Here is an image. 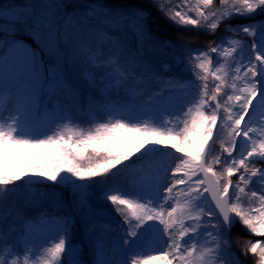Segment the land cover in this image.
<instances>
[{
	"label": "snow or ice",
	"instance_id": "1",
	"mask_svg": "<svg viewBox=\"0 0 264 264\" xmlns=\"http://www.w3.org/2000/svg\"><path fill=\"white\" fill-rule=\"evenodd\" d=\"M153 12L178 37L215 36L221 25L227 36L206 47L176 43ZM256 17L264 0L0 6V264H243L231 240L237 224L260 238L243 244L244 256L264 264V22ZM161 65L178 71L165 81ZM181 95L190 99L173 105ZM138 136L145 150L123 164L133 153L111 145ZM165 141L183 154L162 151ZM11 148L36 159L9 169ZM138 162L155 169L151 183L109 186ZM97 189L123 218L115 228L102 222ZM45 203L56 213L41 214L47 227L26 220ZM146 242L160 254L145 252Z\"/></svg>",
	"mask_w": 264,
	"mask_h": 264
},
{
	"label": "rangeland",
	"instance_id": "2",
	"mask_svg": "<svg viewBox=\"0 0 264 264\" xmlns=\"http://www.w3.org/2000/svg\"><path fill=\"white\" fill-rule=\"evenodd\" d=\"M25 2H26V0H4L0 3V6H3V5L8 4V3L23 4ZM214 2H215V0H214ZM81 3L87 4V3H93V2H89L88 0H81ZM67 11L71 12L72 9L68 8ZM160 17L162 19H164L162 16H160ZM256 20L259 22H264V18H256ZM249 22H251V21L243 20L242 22H234V20H233L232 24L233 25L238 24V23L244 24V23H249ZM224 29H225V26H224ZM224 29H223V33L218 36L221 39H224L227 36ZM19 39L25 41L29 45H32L33 47L35 46L33 40L27 36L22 35L19 37ZM235 39L241 40L242 37L236 36ZM249 39H251V38H249ZM173 42H176V41L173 40ZM176 43L188 44L186 42H176ZM190 47L198 48V47H206V46L190 45ZM177 71H178V69H172V68H169L167 71H165L163 66L161 65L158 67V72H159L158 78H162L163 80L166 81V80L172 78L176 74ZM183 78L185 81L194 79V77L190 73L187 75H184ZM211 83H212V80L210 77L209 78V84L211 85ZM152 90L153 91L157 90L155 82H153V84H152ZM143 99H144V97H141V99L139 101H137V104L139 105V103H141L143 101ZM181 99H183V100L190 99V95H188V96L181 95L178 97H174L172 99L171 103L173 105H176L180 102ZM11 104H12L11 100L7 101L5 104V108H10ZM42 117H43L42 111L38 112L37 117H36L37 121H40L42 119ZM84 126H87L86 121L84 122ZM141 139H142V137H139V136L135 140L124 139V140H121V141L115 143L114 145H111V148L114 152H127V151H131V150L137 151L138 148L140 149L139 152H143L145 149L140 148ZM172 143H175V142L165 141L164 145H158V147H160L162 149V151L173 152L176 155H182L183 153L175 152V149L172 148ZM180 146L183 147V144L181 143ZM189 151H191V150H189ZM34 159H36V157L33 156L31 151L28 149L11 148L8 151L7 159L3 160L2 163L6 167H8L9 169H20V168L26 167ZM131 163H132L131 161H127V162L124 161L123 162V164H131ZM123 164L118 165L117 167L123 168ZM166 164H167V158H165V157L159 158V165L160 166H166ZM111 171L116 172V169H112ZM108 175H111V173H109ZM154 178H155V169L153 167H149L148 165H146L141 170H135L134 169L133 171H130L127 173H118L115 177H113L111 180H109V186L110 187L116 186V187H119L121 190L130 191L137 184H140V183L149 184V183H151ZM25 179H27V177H25ZM97 179H103V177L97 178ZM18 183H21V182H18ZM49 183H51V182H49ZM96 195H97L96 206L103 209V211H104V216L102 217V222L111 228H115V227H117L118 224L123 223V218L120 216V214L118 212L115 211V206L111 205L110 202H105V201L100 200V197L102 196V192L100 189L96 190ZM121 207L123 208V210L125 212H129V210L127 209L126 206H121ZM26 220H30L33 223H36L41 228L47 227L46 225H40L39 224L40 219L34 220L33 218H28ZM112 235L114 236L115 234L113 233ZM155 248H158V245L151 243V242H146V244L144 246L145 252H152V254H154V255H159L160 253L158 251H153V249H155ZM234 251L236 252L239 259L241 261H243V264H251L254 261V259L251 261L246 260L243 253L240 252L239 250H237L235 246H234ZM42 252H43V250L41 249V253ZM38 259L42 260L43 256L41 255V257H39ZM30 264H31V261H30ZM150 264H162V262L161 261H151Z\"/></svg>",
	"mask_w": 264,
	"mask_h": 264
},
{
	"label": "trees",
	"instance_id": "3",
	"mask_svg": "<svg viewBox=\"0 0 264 264\" xmlns=\"http://www.w3.org/2000/svg\"><path fill=\"white\" fill-rule=\"evenodd\" d=\"M4 0H0V3ZM89 2H95V0H88ZM153 16L157 18L158 20V29L163 37L169 38L171 40H175L177 42L184 41L190 44H201L205 45L208 41H211L215 39V36H205L203 33H197L195 30L185 32L182 36L178 37L177 31L169 24L167 21L162 19L158 13L153 12ZM220 32V28L217 29L216 34ZM128 153H133L132 156H135L137 154V151H127ZM131 156V157H132ZM47 211L48 213L55 211L50 204L41 206V208L37 210H28L26 216H33L34 218H37L41 216L43 212ZM79 237V236H77ZM77 239V238H76ZM256 239H260L254 235H249L243 227H241L239 224H237L233 229L231 233V240L234 242V244L240 249H242L243 244L246 243L249 240L255 241ZM239 241V243H237ZM242 252V251H241ZM243 253V252H242ZM244 255V254H243ZM246 260H253L252 254L249 253L247 257H245Z\"/></svg>",
	"mask_w": 264,
	"mask_h": 264
}]
</instances>
